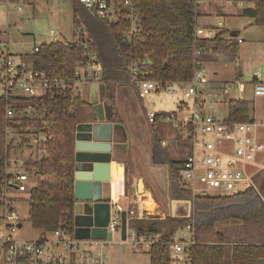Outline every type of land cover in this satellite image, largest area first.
Instances as JSON below:
<instances>
[{
    "label": "trees",
    "instance_id": "16d2710c",
    "mask_svg": "<svg viewBox=\"0 0 264 264\" xmlns=\"http://www.w3.org/2000/svg\"><path fill=\"white\" fill-rule=\"evenodd\" d=\"M132 1L135 12L141 18V36L145 40L143 44H136V49L140 53L151 54V63L145 69L148 79L168 83L188 81L192 76L194 46L206 51L202 56L205 61H209L210 54L220 49L229 52L233 58L237 53L238 44L234 38H223L224 32L221 30L211 38L194 39L193 29L198 11L193 6V0ZM232 1L248 4L241 14L252 18L255 25L264 29V0ZM71 7L73 27H76L77 19L85 25L92 52L101 62L102 76L99 83L103 85V91L100 94L112 108L114 122L122 124L113 105L115 85L130 81L126 70L128 45L123 38L127 22L110 23L93 18L78 0H71ZM80 52L77 43L71 39L69 42H43L38 45V51L19 56L30 61L33 69L48 75L54 71L59 74L65 69L70 77ZM30 106L35 112L25 113L23 110ZM7 107L14 109V117H6ZM227 109L226 118L231 121L253 119L250 103L246 100H229ZM165 115L168 113L157 112L150 124L154 145L159 152L155 162L168 165V195L171 199L190 200L192 216H150L128 220L130 229L140 234L157 236V241L147 250L149 264H170L168 244L174 234L189 223L193 225L189 264H259L264 259V200L260 192L253 185L231 196H192L183 189L178 180L181 160L169 159L160 149L157 126L159 118ZM95 121L94 107L89 100L69 90L37 98L0 96V191L13 178L7 171L10 154L25 145L24 135H31L35 130L33 135L46 137L42 144L45 154L40 158H27L20 165L30 178H35V184L26 192V200L29 203L28 222L40 234L56 229L73 232L75 129L80 123ZM6 129H11L13 135L8 136ZM258 176L253 175V182L258 181ZM127 177L125 186L126 193H129L132 188ZM130 209L137 210L132 204L122 206L126 212Z\"/></svg>",
    "mask_w": 264,
    "mask_h": 264
},
{
    "label": "built area",
    "instance_id": "2783aa9c",
    "mask_svg": "<svg viewBox=\"0 0 264 264\" xmlns=\"http://www.w3.org/2000/svg\"><path fill=\"white\" fill-rule=\"evenodd\" d=\"M11 0H0L9 3ZM203 1L193 0V6L197 7ZM221 6L231 8L234 3L241 7L249 5L243 2L232 0H216ZM91 17L116 23L126 21L124 30V41L128 45V59L126 70L130 75L131 86L136 89L141 98H145L148 103L154 104V95L159 91H166V94L173 95L174 87H184V102H181V109L187 108L189 101L192 113L183 117L180 121V128L187 133L188 140L191 141L189 151L181 160L178 171V180L181 187L188 190L192 196L209 195L231 196L245 191L251 187L252 181L245 175L244 164L254 160L263 150L258 130L260 123L252 120L238 122L231 121L226 117L221 118L211 114H206L204 108H211L212 101L207 85L206 61L202 56L206 54L203 49L193 48L192 53V76L186 82L174 81L171 83L160 80H152L145 77V69L150 65V53H140L136 49V44H143L141 18L134 10L132 0H78ZM221 27V22H218ZM214 30V28H213ZM215 30H219L216 29ZM207 36H203L202 28L195 26L193 29L194 39L211 38L215 35L211 28L206 31ZM50 37L54 36L53 31H49ZM230 37V36H229ZM234 38V42L239 44L241 39ZM72 40L77 43L81 52L70 77L66 70L61 73L52 72L50 75L33 69L32 63L22 59L18 54L17 60L8 53L7 45L0 43V93L13 97L37 98L50 93L56 95L59 91L69 90L73 94L81 96V89L85 88L89 97L90 85H99L102 76V65L96 54L92 52V45L88 38L85 25L77 19V25L72 33ZM54 42V41H52ZM49 43V42H47ZM38 51V45L34 46L31 52ZM30 53V52H29ZM263 70H257L253 77V94L255 96L264 95V83L262 82ZM241 83V81H237ZM230 90L229 86L221 87V93L226 94ZM25 113H34L33 107L23 110ZM157 111L146 113L148 123H152ZM7 118L15 116L12 107H7L5 111ZM175 115L168 114L159 118L160 122L172 120ZM8 136L13 135L11 129H6ZM35 130H33V134ZM24 135L25 145H34V158H40L45 154L42 146L46 137L44 135ZM32 137L33 144L29 143ZM164 145V142L162 143ZM32 156V157H33ZM33 158V159H34ZM10 159V158H9ZM21 160V159H20ZM23 162V161H22ZM20 161V165L22 163ZM13 178L9 184H5L0 191V264H106V248L111 247L112 236L118 233L120 244L125 242L134 247H149L156 242V235H144L128 227L130 219H144L151 215L147 213L140 197L136 196L134 202L140 203V210L137 213L130 209L126 212L125 238L120 237V211H110L109 221L106 225V232L111 235L110 239H77L73 232L69 233L62 229L53 232L40 234L36 239H17L15 233L21 229L20 217L15 211L14 202L20 198H11V193L26 194L33 186L32 180L20 166L15 165L11 172ZM153 201V200H152ZM190 213L192 216V203ZM155 211L157 206L155 205ZM157 214V212L155 213ZM160 217V216H158ZM160 217V218H164ZM20 224V226H19ZM181 238L173 236V240L168 244V255L170 264H189V248L193 244V225L186 224ZM178 230V231H179Z\"/></svg>",
    "mask_w": 264,
    "mask_h": 264
},
{
    "label": "rangeland",
    "instance_id": "374dc122",
    "mask_svg": "<svg viewBox=\"0 0 264 264\" xmlns=\"http://www.w3.org/2000/svg\"><path fill=\"white\" fill-rule=\"evenodd\" d=\"M219 1H203L197 7L198 16L196 17V26L203 29V36H207V29L211 28L213 33L219 29L224 34H229L231 31H238L237 39L243 42L238 44L236 56H233L225 50H217L216 54H210L209 61L206 60L207 71L216 73L220 78L223 86H229L230 90L226 94L217 93L208 97L212 101L211 108H204L206 114L219 116L221 118L228 116L227 101L229 96H234L237 99H244L250 102L251 116L257 123H260L258 135L263 145L262 152L252 161H247L244 164L245 175L250 177L253 186L260 192L264 200V95L253 96V77L257 70L262 66V82L264 83V29L263 27L254 24L253 19L245 17L241 14L244 7L238 3H234L231 8L220 5ZM72 7L71 0H32L26 2L24 0H15L9 3L0 2V43L4 42L7 45V51L17 60L18 54L31 52L34 46L43 42L62 41L69 42L72 39L74 27L72 24ZM218 22H221V27H218ZM214 28V30H213ZM49 31L54 32V36L48 35ZM228 36V35H226ZM216 59L215 62H210L211 59ZM233 58V59H232ZM210 62V63H208ZM208 63V64H207ZM237 78V79H236ZM230 80L228 83L225 81ZM241 81V83H237ZM211 85H205L204 88H209ZM81 89V97L88 101L89 97L86 94L85 88ZM173 95L166 94V91H159L154 95V104L147 102L145 98H141L142 106L146 113L150 111L165 112L175 115L172 120L160 122L157 126L158 136L160 140H164V153L169 159L182 160L189 151L191 141L188 140L187 133L180 128V121L183 117L192 113L190 102H187V108L179 107L181 102H184L183 91L184 87H174ZM236 90V92H234ZM1 95V93H0ZM98 102L107 103L103 96L99 93ZM108 105V104H107ZM109 106V105H108ZM150 125V123H148ZM29 143L32 145V137H29ZM34 145L15 149L10 154L9 165L7 169L11 173L14 166L19 163L20 159L32 157L34 153ZM134 156V155H133ZM132 157V156H130ZM126 158L129 171L128 177L131 182L132 191L126 193L121 199L120 204L113 206V212H118V207L129 205L134 190L136 191V178L132 168L131 158ZM167 165V164H166ZM168 166V165H167ZM141 169L142 165H140ZM137 166L135 172H139ZM144 171V170H143ZM258 174V181L253 182V175ZM141 176V174H139ZM127 177V178H128ZM30 178V177H29ZM32 184H35V178L31 176ZM124 187L126 178L124 180ZM143 182L146 188L149 187L147 178ZM144 190V189H143ZM140 196L141 191L137 192ZM144 194L145 191H143ZM11 198H20L14 202L15 211L20 217L22 227L15 233L17 239H36L40 236V231L30 226L29 218V203L26 200V194L11 193ZM152 196L149 194L143 196V199L151 197L154 204L157 206V214L151 216H166L170 215L172 206L170 203L176 199L161 197V194L152 191ZM209 196H213L209 193ZM141 198V197H140ZM135 206V203H132ZM154 209V208H153ZM184 230L176 232V236L181 238ZM118 233L112 236L110 248H106L105 260L106 264H149V255L147 248H137L128 243H119Z\"/></svg>",
    "mask_w": 264,
    "mask_h": 264
},
{
    "label": "water",
    "instance_id": "95a60500",
    "mask_svg": "<svg viewBox=\"0 0 264 264\" xmlns=\"http://www.w3.org/2000/svg\"><path fill=\"white\" fill-rule=\"evenodd\" d=\"M229 36L234 37L235 33L231 32ZM119 85H122L120 90L125 88V99L123 98L122 101L116 97L118 115L125 129L122 124L112 122V108L110 107L109 113L106 114L103 103L98 102V96L103 91V85L95 83L90 85L89 103L94 107L96 121L80 123L75 129L73 235L77 239L101 240L111 238V235L106 232V225L109 221L110 211L117 203L111 196L110 164L113 149L116 147L125 149L123 141L126 140L127 135L133 145L136 146L137 141L140 144L136 146V150L144 172L148 175L156 174V178L152 179L155 192L161 194L164 200L170 198L168 195V168L164 174L160 166L153 161V151L149 146L150 125L138 105L130 84L119 83L115 85L114 102L115 91ZM116 131H120L122 136L120 143L115 141ZM145 133L146 135H144ZM157 172L161 174L160 178H157ZM136 191L143 192V182L140 177L136 181ZM170 204L173 205L172 210H170V215L166 216L188 217L191 210L189 200L176 199ZM125 231L126 212L121 210L120 237L122 240L125 238ZM259 264H264V259H261Z\"/></svg>",
    "mask_w": 264,
    "mask_h": 264
},
{
    "label": "crops",
    "instance_id": "0c3cea01",
    "mask_svg": "<svg viewBox=\"0 0 264 264\" xmlns=\"http://www.w3.org/2000/svg\"><path fill=\"white\" fill-rule=\"evenodd\" d=\"M231 32H233V33H235V36L237 37L238 36V31H231ZM231 32H229V34L231 33ZM229 34H222V37L223 38H227V36L226 35H228L229 36ZM243 42V41H242ZM241 42V43H242ZM216 54H218V53H215V55ZM235 56H236V54H235ZM234 56V57H235ZM233 59V58H232ZM216 61V59H211V61L210 62H215ZM210 62H208V63H210ZM207 63V64H208ZM260 69H262V66H261V68ZM237 79V78H236ZM221 81H223V80H221L220 78H218L217 77V75H216V73L213 71V73H212V71L210 72H208L207 73V85H211L209 88H208V91H209V93H210V95H215L216 94V92L217 93H220V94H222L221 93V87H220V85H222L223 83L221 82ZM230 80H227V81H225V83H228ZM129 84V83H128ZM124 85V84H123ZM121 86L122 85H119V86H117V89H116V91H115V102H114V105H113V107H114V109H116V111H117V113H119L118 112V109H117V106H118V101L116 100V97H117V99L119 100V99H121L122 101H123V98L125 99V88H122V90H120V88H121ZM131 88H132V91H133V94H134V96L136 97V100H137V102H138V105L140 106V109H141V111L143 112V115H145V117H146V112H145V110H144V108H143V106H142V99H141V97H140V95L138 94V92L136 91V89H134V87L133 86H131ZM234 92H236V90L234 91ZM253 96H255L254 94H253ZM263 96V95H262ZM130 98V97H129ZM229 100H236L235 98H234V96L232 95V96H229ZM228 100V101H229ZM237 100H244V99H237ZM247 101V100H246ZM249 102V101H248ZM103 103V105H104V110H105V112H106V114H108L109 113V108H110V106H108L107 105V103H105V102H102ZM123 103V102H122ZM250 103V102H249ZM123 125V127H124V129H125V126H124V124H122ZM150 129H151V127H150ZM120 131H116V133H115V141L117 142V143H120V142H122V139L120 138V133H119ZM127 133V132H126ZM144 135H146V133L144 134ZM145 139V138H144ZM124 143H125V149H121V148H119V147H116V148H114L113 149V152H112V161H111V164H110V183H111V180H112V176H113V170H114V168L115 167H118L119 169H120V172H118L117 173V184H116V193L114 194V196L112 197V199L114 200V201H116V203H117V205L118 204H120V202H121V199H122V197L124 196V195H126V186L124 187V180H125V178H126V176H127V174H128V171H129V167L127 168V165H128V163H127V161H126V158H129L130 156H132V157H130L131 158V160H132V168H133V172L132 173H135L134 174V177L135 176H137V178H136V180L140 177V178H142V180H144L145 181V177L147 178V181H148V183H149V187L148 188H146V186H145V184H144V190L143 191H145V193L146 194H144L143 192L140 194V196H139V194L137 193V191H135L134 190V192H133V195L131 196V200H129L127 203L129 204V202H130V205L132 204V203H135L134 202V199H135V197L136 196H138V197H142V196H145V195H147V194H149L150 196H152L151 194H152V191L153 192H155V188H154V186H153V182H152V179H154V178H156L155 177V175L156 174H150V175H148V174H146L142 169H141V167H140V163H139V158H138V154H137V150H136V146H139L140 144H139V142L137 141L135 144H136V146L135 145H133V143H131V141H130V139H129V136L127 135V138H126V140L125 141H123ZM163 142H165L164 140H160V149L164 152V149H163V145H162V143ZM149 146H150V149L153 151V153H154V149H155V145H154V138H153V133H152V130H151V132H150V134H149ZM33 155H34V153H33ZM134 155V156H133ZM28 158H34V156L33 157H28ZM27 158H25V159H21L20 161L22 162V161H24V160H26ZM20 161H19V163L18 164H16L17 166H20ZM154 162H155V160H153ZM155 164H157V165H159L160 166V168L164 171V174L166 173V168H167V165L166 164H164V163H159V162H155ZM139 167L140 168V171L139 172H135V169H136V167ZM139 174H141V176H139ZM150 176V177H149ZM161 177V174L159 173V172H157V178H160ZM150 189V190H149ZM16 194V193H15ZM112 196V195H111ZM149 196V197H150ZM151 198V197H150ZM141 199V198H140ZM153 202V201H152ZM151 201L149 202V203H147L144 207H145V209H147V208H155V206L154 205H156V204H154V202L152 203ZM123 206V205H122ZM122 206H121V209H122ZM135 207L137 208V210H135L137 213H139V210H140V203L139 204H137V203H135ZM155 210V209H154ZM147 211V210H146ZM152 214V213H151ZM41 233V232H40Z\"/></svg>",
    "mask_w": 264,
    "mask_h": 264
},
{
    "label": "bare ground",
    "instance_id": "6f19581e",
    "mask_svg": "<svg viewBox=\"0 0 264 264\" xmlns=\"http://www.w3.org/2000/svg\"><path fill=\"white\" fill-rule=\"evenodd\" d=\"M120 172V169L118 167H115L113 170V176H112V180H111V195L112 197L114 196V194L116 193V184H117V173ZM152 202V199L150 197H147L146 199H143V196L141 197V203H143V205L145 206L147 203ZM153 203V202H152ZM155 206V205H154ZM145 208V207H144ZM155 209V208H154ZM153 208H147L145 210H147L148 214H155L156 211Z\"/></svg>",
    "mask_w": 264,
    "mask_h": 264
},
{
    "label": "flooded vegetation",
    "instance_id": "af4514ba",
    "mask_svg": "<svg viewBox=\"0 0 264 264\" xmlns=\"http://www.w3.org/2000/svg\"><path fill=\"white\" fill-rule=\"evenodd\" d=\"M112 122L113 123H116V122H114V120L112 119ZM120 133V132H119ZM120 138H122V136L120 135ZM158 138H159V136H158ZM155 151H154V153H153V160H155L156 161V159L159 157V152H158V149H157V147L154 149Z\"/></svg>",
    "mask_w": 264,
    "mask_h": 264
}]
</instances>
